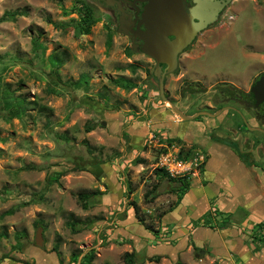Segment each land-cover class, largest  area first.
Listing matches in <instances>:
<instances>
[{"label":"rangeland","instance_id":"obj_1","mask_svg":"<svg viewBox=\"0 0 264 264\" xmlns=\"http://www.w3.org/2000/svg\"><path fill=\"white\" fill-rule=\"evenodd\" d=\"M83 1L0 0V16L20 13L0 24V264H56L55 259L59 264H84L87 253L93 256L90 264H125L124 254L132 253V239L116 238L101 206L82 209L77 193L89 192L95 178L72 170L94 158L112 160L123 147L120 135L119 141L109 135L106 121L111 115L127 127L144 103H162L151 77L155 64L131 51L103 12L93 10L97 22L90 34H81L74 22L79 15L64 12ZM236 21L237 40L228 36L215 48L197 50L198 56L183 58L181 71L186 68L203 82L235 75L237 84L248 91L264 70V0H237ZM53 61L57 73L52 71ZM178 74L174 70L164 79L168 99L178 90L191 92L193 98L202 95L198 83L188 90L185 83L177 86ZM117 80L123 85L116 86ZM130 83L134 87L126 89ZM15 104L22 105L21 117H5L4 108ZM87 126L94 130L85 132ZM121 177L134 191L126 206L135 203L144 224L156 227L159 209L171 201L160 206L154 202L164 186L152 165L127 168ZM106 182L116 197L112 175ZM71 220L92 223L73 234L66 225ZM39 227L41 247L34 243ZM143 257L137 253V264ZM177 263L188 264L184 259Z\"/></svg>","mask_w":264,"mask_h":264},{"label":"crops","instance_id":"obj_2","mask_svg":"<svg viewBox=\"0 0 264 264\" xmlns=\"http://www.w3.org/2000/svg\"><path fill=\"white\" fill-rule=\"evenodd\" d=\"M188 79L198 80L184 68L175 81L180 86ZM169 99L180 113L194 118L181 119L167 104L151 102V107L143 104L141 112L135 114L136 121L127 127L117 116L107 119L109 135L117 141L120 135L123 147L112 160L94 158L89 165L79 166L84 169L81 173L95 178L88 188L96 192L88 210L101 206L115 227L116 238L132 239L131 252H142L144 257L161 256L167 264L183 259L188 264H264V244L250 241L245 233L252 225L264 224V128L245 132L244 124L248 130L252 128L236 103L217 109L209 103L200 104L199 97L191 95L187 100L178 96ZM100 125L105 126V122ZM152 133L202 149L206 162L197 177L187 180V188L157 176L164 190L154 202L160 206L162 201H171V205L159 209L156 227L147 229L136 222L133 209L126 206L134 191L122 181L121 174L127 168L153 164L154 155L145 147ZM109 175L116 197L106 182ZM216 214L226 215L229 223L212 225ZM195 253L198 256L193 260ZM55 261L59 264L58 259Z\"/></svg>","mask_w":264,"mask_h":264},{"label":"flooded vegetation","instance_id":"obj_3","mask_svg":"<svg viewBox=\"0 0 264 264\" xmlns=\"http://www.w3.org/2000/svg\"><path fill=\"white\" fill-rule=\"evenodd\" d=\"M85 1L86 2H83L92 10V12L93 10H96L107 15V20L111 23V27H113L116 33L123 36L128 41L131 51L142 53L141 45L143 42L136 36V33L138 30H145L143 24L140 23L144 7L147 4L145 0ZM203 1L208 3L207 7L210 12L216 11L215 16L212 18L211 22L206 25L205 29L198 32L191 43L178 54L177 67L175 71H181L183 58L184 60H187L198 56L199 53H197V50L215 48L220 43V40L226 39L228 36H233V38L237 40V0ZM185 3L187 7L196 5L193 0H185ZM199 38L201 39L200 42ZM170 39H172V37H170ZM210 40L215 42V44L212 46L208 45L207 42ZM193 50H195V52H191ZM263 75L264 70L256 74L254 80L249 84L248 91L237 84V76L235 75H233L232 78L226 77L212 80H205L203 78L205 82L201 80L188 79L186 82H182V84L185 83L187 90L189 87L193 88L196 83H198V85L200 84V87L202 88V95L199 96L198 101L206 97L202 100V103H209L217 109L227 107L231 102L236 103L237 106L244 110L249 126L252 128L250 131L244 124V131L254 133L257 131L254 129L264 128V100L260 102L259 95L252 91L255 83H257ZM187 95L192 96V93L189 91L181 92V90H178L177 95H174V97L178 96L180 99H186ZM205 108L211 107L206 106Z\"/></svg>","mask_w":264,"mask_h":264},{"label":"water","instance_id":"obj_4","mask_svg":"<svg viewBox=\"0 0 264 264\" xmlns=\"http://www.w3.org/2000/svg\"><path fill=\"white\" fill-rule=\"evenodd\" d=\"M145 1L147 4L140 21L145 30H138L136 33V36L143 42L141 51L154 61L152 75L157 82L160 100L181 119L190 120L194 116H185L180 113L165 96L164 79L176 69L178 54L191 43L198 32L205 29L216 11L210 12L207 7L208 3L203 0H193L196 5L192 7H187L185 0ZM252 91L259 95L260 102L264 100V75L255 83ZM202 114L215 116L209 113ZM42 232V228L36 229L34 243L37 247L43 244Z\"/></svg>","mask_w":264,"mask_h":264},{"label":"trees","instance_id":"obj_5","mask_svg":"<svg viewBox=\"0 0 264 264\" xmlns=\"http://www.w3.org/2000/svg\"><path fill=\"white\" fill-rule=\"evenodd\" d=\"M71 13H77L79 15V18L77 20H74L75 22V26L77 27V29L80 30L81 34L83 35H88L90 34L91 32V27L97 22V19L94 17V14L92 12V10L90 8H88L85 4H81L80 6H76V7H73L71 8L69 11H65L64 14L65 15H69ZM17 15H20V13L16 12V11H13V12H4L1 16H0V24L3 23V22H6L7 20L9 19H15V17ZM56 62L53 61L51 63L52 65V71L54 73H57V67H56ZM152 78L153 75H151ZM85 83H87V81L85 80ZM114 84L116 86H122L123 84H121V81L117 80L114 82ZM126 89H132L134 87V85H132L131 83L128 84V86H125ZM156 91L157 90V82H156V85H155V89ZM5 117L7 118H20L21 115H22V105H13V106H8V107H5ZM94 129L93 126H87L85 128V132H90ZM84 169H82L81 167H74L72 171H83ZM154 173L157 175V176H160V177H164L165 179H168V180H171L169 178H167V176L160 170H154ZM172 181H175L177 183L180 184V187L182 188H187L188 186V181L186 179H177V180H172ZM127 192L130 193L131 190H129L127 188ZM96 192H78L77 193V198L81 201V207L82 209L84 210H87L89 208V200L91 197H93V195L95 194ZM27 204V203H25ZM131 208L133 209L134 213H135V218L137 219V222L141 225H143L145 228L147 229H150L148 226H146L144 224V221L138 216V211H139V207L135 204V203H131ZM92 222H89L88 224H90ZM88 224H84V222H77V221H74V220H71V221H68L67 222V227L70 229L71 233L73 234H77L83 230H85V228L88 226ZM252 242H256L258 244H264V236H263V239H258L256 237H252L251 238ZM16 248V246L14 247ZM53 252L57 253V248L56 247H53L52 249ZM124 262L125 264H137L138 262V258H137V253L135 252H132L131 254L129 253H125L124 254ZM161 256H154V257H143L141 259V262H139V264H143L144 261H147V262H153V263H159L160 260H161ZM93 259V256H92V253H87L83 256V262L84 264H90L91 261Z\"/></svg>","mask_w":264,"mask_h":264},{"label":"built area","instance_id":"obj_6","mask_svg":"<svg viewBox=\"0 0 264 264\" xmlns=\"http://www.w3.org/2000/svg\"><path fill=\"white\" fill-rule=\"evenodd\" d=\"M145 147L154 155L153 168L160 170L171 180L197 177L206 162L204 151L197 147H187L176 141L152 133L147 136ZM212 225L222 227L229 223L226 215L216 214ZM246 236L263 239L264 224H255L245 231Z\"/></svg>","mask_w":264,"mask_h":264}]
</instances>
